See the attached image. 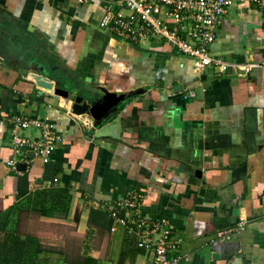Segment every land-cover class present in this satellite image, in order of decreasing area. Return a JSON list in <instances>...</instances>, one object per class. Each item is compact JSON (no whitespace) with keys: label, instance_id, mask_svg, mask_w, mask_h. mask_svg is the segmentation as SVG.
I'll use <instances>...</instances> for the list:
<instances>
[{"label":"crops","instance_id":"1","mask_svg":"<svg viewBox=\"0 0 264 264\" xmlns=\"http://www.w3.org/2000/svg\"><path fill=\"white\" fill-rule=\"evenodd\" d=\"M118 1L0 0V215L13 210L10 229L49 249L43 264H142L109 211L139 193L141 216L167 218L182 240L180 264H264L262 13L234 0L211 45L228 69L201 71L161 40L133 45L101 28ZM56 88L81 94L63 98ZM131 91L96 117L73 112L78 95L98 104ZM190 91L196 97L185 98ZM20 115L63 134L49 163L29 152L10 166L9 120ZM64 189L68 205L43 215V195ZM241 223L230 241L210 244ZM56 227L75 228L76 259Z\"/></svg>","mask_w":264,"mask_h":264},{"label":"built area","instance_id":"2","mask_svg":"<svg viewBox=\"0 0 264 264\" xmlns=\"http://www.w3.org/2000/svg\"><path fill=\"white\" fill-rule=\"evenodd\" d=\"M251 2L262 13L264 22V0ZM234 4V0H119V6H107L99 26L133 45L151 39L161 40L181 55L195 60L201 71L215 66L226 71L228 62L214 57L211 45L217 39L218 27ZM184 97L194 98L196 94L190 91ZM9 122L16 156L10 162L13 169L27 160L29 152L45 164L49 163L54 150L63 142V134L46 118L20 115L10 118ZM31 128L39 131L40 135L26 136L25 132ZM143 200V195L138 193L118 201L109 210L115 223L125 228L145 254L142 264H180L182 240L167 218L141 216ZM244 229L245 224L241 223L234 228L218 230L210 244L230 241Z\"/></svg>","mask_w":264,"mask_h":264},{"label":"trees","instance_id":"3","mask_svg":"<svg viewBox=\"0 0 264 264\" xmlns=\"http://www.w3.org/2000/svg\"><path fill=\"white\" fill-rule=\"evenodd\" d=\"M43 197V215L53 214L70 202L66 189L47 192ZM13 214L11 210L0 215V264H43L45 261L42 256L49 254V249L44 247L37 237L23 238L10 229Z\"/></svg>","mask_w":264,"mask_h":264},{"label":"water","instance_id":"4","mask_svg":"<svg viewBox=\"0 0 264 264\" xmlns=\"http://www.w3.org/2000/svg\"><path fill=\"white\" fill-rule=\"evenodd\" d=\"M23 27H26V25H23ZM28 30L32 33H35L37 36L40 35L39 31L35 30L32 27H28ZM136 92L131 91L127 94H123L120 96H117L115 94H106L101 103L98 104H93L92 100L90 98L84 99V94L83 95H78L76 96V99L74 101V104L72 106L73 112L76 113H85V114H90L93 116H97V114L103 110V108H108L109 106L113 105L115 106L118 102L125 100L128 97H131L135 94ZM81 94V91L79 92H71L67 90L66 88H56L55 90V95L63 97V98H69V97H75V95ZM102 108V109H101ZM33 155V154H32ZM19 169L25 170V165H19Z\"/></svg>","mask_w":264,"mask_h":264},{"label":"rangeland","instance_id":"5","mask_svg":"<svg viewBox=\"0 0 264 264\" xmlns=\"http://www.w3.org/2000/svg\"><path fill=\"white\" fill-rule=\"evenodd\" d=\"M56 233H58V237L60 236V235H62V236H64L65 237V234L68 236V238H69V243L71 244V250H70V253H71V256L74 258V257H76V255H75V251L74 250H77L76 248H79L80 247V238H79V236H77L76 234H75V228L74 227H69V228H67L68 230L65 232V230H61L59 227H56ZM63 233H62V232ZM74 259H76V258H74Z\"/></svg>","mask_w":264,"mask_h":264}]
</instances>
